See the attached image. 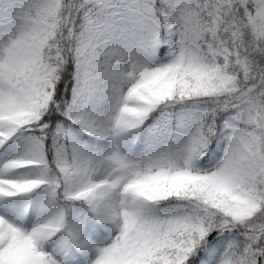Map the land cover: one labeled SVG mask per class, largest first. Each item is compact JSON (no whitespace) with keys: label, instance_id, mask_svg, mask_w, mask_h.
I'll return each mask as SVG.
<instances>
[{"label":"snow or ice","instance_id":"1","mask_svg":"<svg viewBox=\"0 0 264 264\" xmlns=\"http://www.w3.org/2000/svg\"><path fill=\"white\" fill-rule=\"evenodd\" d=\"M0 264H264V0H0Z\"/></svg>","mask_w":264,"mask_h":264}]
</instances>
